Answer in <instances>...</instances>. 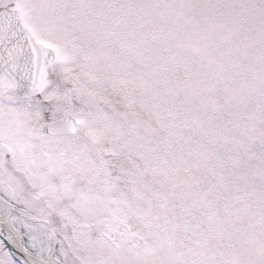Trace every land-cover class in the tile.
Masks as SVG:
<instances>
[{"label":"snow or ice","instance_id":"snow-or-ice-1","mask_svg":"<svg viewBox=\"0 0 264 264\" xmlns=\"http://www.w3.org/2000/svg\"><path fill=\"white\" fill-rule=\"evenodd\" d=\"M0 264H264V0H0Z\"/></svg>","mask_w":264,"mask_h":264}]
</instances>
